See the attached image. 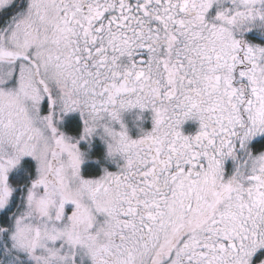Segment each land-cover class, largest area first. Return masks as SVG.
I'll return each instance as SVG.
<instances>
[{
    "label": "snow or ice",
    "instance_id": "6c2138e0",
    "mask_svg": "<svg viewBox=\"0 0 264 264\" xmlns=\"http://www.w3.org/2000/svg\"><path fill=\"white\" fill-rule=\"evenodd\" d=\"M0 264H264V0H0Z\"/></svg>",
    "mask_w": 264,
    "mask_h": 264
}]
</instances>
